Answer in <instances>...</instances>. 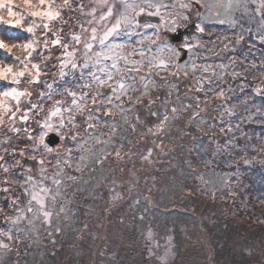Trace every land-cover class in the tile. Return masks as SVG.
Returning <instances> with one entry per match:
<instances>
[{
  "label": "snow or ice",
  "instance_id": "6c2138e0",
  "mask_svg": "<svg viewBox=\"0 0 264 264\" xmlns=\"http://www.w3.org/2000/svg\"><path fill=\"white\" fill-rule=\"evenodd\" d=\"M244 16L254 28L244 27ZM142 17H154L156 22ZM216 25H227L234 34H221ZM205 35L215 39L205 43ZM246 39L249 52L257 43L264 44V0H255L254 6L250 0H94V4L90 0L87 5L84 0H0V217L8 226L0 228V264H19L20 245L38 247L45 236L62 233L60 226L52 230L54 216L63 215L61 223H71L65 177L72 182L80 177L70 171L103 173L111 160L131 163L126 179L114 178L116 169L110 167L96 187L109 182L112 204L136 191V160L153 164L154 152L163 154V137L174 121L187 113L186 127H191L213 101L226 103L233 91L231 86L213 87L212 77L223 76L211 64L198 63V50L218 55V45L227 51L233 41L239 45ZM184 55L187 60L181 59ZM235 66V59L217 65L225 74L232 67L233 79H247V66L244 71ZM251 67H257L255 62ZM259 68L264 74V59ZM69 75L71 86H55ZM181 77L192 85L187 92L193 93L195 107L172 100L174 94L176 102L181 100L177 83ZM244 87L240 85L241 90ZM253 92L264 96V84ZM254 108L246 119L264 128V106ZM137 110H146L158 123L147 127ZM225 111L235 115L232 107ZM138 125L145 127L135 142L120 135L129 129L135 133ZM220 131L234 129L228 124ZM149 138H154L151 146L138 152L137 146L141 141L147 145ZM260 142L264 144V137ZM254 150L264 156V147ZM241 152L246 155L247 149ZM241 159L251 162L245 156ZM199 178L207 193L209 181L203 175ZM146 191L148 195L130 198L129 207L153 203L152 189ZM210 194L215 199L216 190ZM136 220L144 222L145 215L134 216ZM87 228L84 224L82 231ZM143 233L151 260L170 264L172 237L167 236L161 248L150 223L144 224ZM50 242L54 245L56 240ZM248 252L252 254L251 249ZM114 257L115 253L109 264H117Z\"/></svg>",
  "mask_w": 264,
  "mask_h": 264
},
{
  "label": "trees",
  "instance_id": "16d2710c",
  "mask_svg": "<svg viewBox=\"0 0 264 264\" xmlns=\"http://www.w3.org/2000/svg\"><path fill=\"white\" fill-rule=\"evenodd\" d=\"M144 18L151 20L153 23L156 22L154 17ZM141 19L143 20V17ZM120 39H124V37ZM203 40L208 43L205 37H203ZM201 50L203 49L198 51ZM205 56L208 58L199 55L197 61L204 59L201 62L209 64L215 57L211 52H208ZM187 59L188 57L185 60ZM212 66L216 72H224L222 69H217L216 65ZM67 77L69 86H71V75ZM182 79L184 78L181 77L177 82L180 96L184 94L185 89H182ZM212 79L214 80L213 87H215L219 79L216 77H212ZM261 84H264V81L256 77L255 80L248 81L243 90L250 92L255 86ZM175 96L176 94L173 95L172 100H175ZM241 96L242 93H230L231 99L229 102L231 106L238 108V112L233 116L236 121L245 117L246 113L253 109L252 103L244 102L240 112L238 103H242ZM190 98H192L191 95ZM244 98H248L246 94ZM201 99H204L202 95ZM212 104L214 105V103ZM258 106H264V96ZM154 110H156L155 107ZM137 114L141 116L140 119L144 122L147 116L152 118L146 110H137ZM185 116H187V113H183L180 118V123L184 122V125L186 123ZM201 117L202 119L192 124L191 127L185 128L187 134H183L186 141L183 145H189L185 146L189 147L188 151L191 153L189 157L185 154V156L174 160V163L165 164L164 166H162L163 162L159 158V165L170 173L164 175L167 182L164 189L160 191L161 199L157 202L156 208L143 207L144 222L138 220L133 222V217L142 213L139 212L142 206L126 209L127 205L123 211H120L119 206L117 207L118 211L116 209L117 213L115 211L116 218L114 217L113 221L106 227L98 223L102 219L96 221L98 233L95 236L98 235V239L93 237V233L89 232L88 229L82 231L85 220L80 217L83 211L77 210V203L81 201L85 189L91 187V173H88V175L85 172L77 174L72 170L70 171L72 172L71 175H79L80 178L75 182L67 180L68 185L74 186V191L71 192L72 195L68 193L71 200L68 207L71 208L73 214L71 223L67 225L61 223L63 215L60 217L54 216L52 230L54 231L55 227L60 226L63 229L62 233H54L53 237L45 236L38 247L33 245L32 248L25 249L24 245H20L19 264H25V262L27 264H33V262L35 264H109V261L113 258V253H115L114 258L117 264H150V261L151 264H155L154 260H151L148 255L143 233L144 224L149 223L157 233V240L161 248L168 232L184 230L183 239L187 240V243L184 240L178 242L175 254L177 257L174 264H264V256L261 255V250L264 249V213L261 214L259 210L257 213L253 203V200L264 203V184L258 192L243 190L244 192L239 191V196L221 193L222 195H217L215 199L212 198L211 194L202 190L204 187L202 182L196 180L200 173L205 180L209 181L210 186L219 188L226 181L227 174L222 171V168L225 169L227 166L223 167V157H226V155L223 153L225 151L220 149L226 138L225 134L220 131L224 123H216L213 119L215 118L214 115L207 118L204 113H201ZM204 119H206L205 122H203ZM145 125L151 127L149 123ZM145 125H138L136 132L131 133V138L136 139L137 132H142ZM209 125L215 126L210 127ZM238 125L247 134V138L245 137L246 145L242 148H245L248 144L251 149L260 148L261 145L264 147V144L260 142L261 137H264V131H262L264 128L250 127L248 123ZM232 126L234 129L235 125ZM254 132L257 133L253 135ZM120 135L126 137L123 136L122 132ZM233 141L237 142L236 139ZM217 147L221 150L219 157L213 154L217 152ZM76 151L74 149L73 159H76ZM230 151L232 152H226V154L233 158L238 154L234 147H231ZM250 153V149H247L246 154L249 155ZM211 155L215 157L211 158L210 164L207 165ZM262 166L264 167L262 160H258L257 163L255 162L252 165L254 169L247 174L245 178L246 185L263 183ZM121 168L123 167H119L118 173H122ZM106 169L108 168L104 166L105 171L103 173L105 176L108 172ZM188 171H195V175ZM144 182L148 185V180ZM247 192L257 196L253 197L251 194L248 195ZM83 207L86 210L83 213L95 215L92 212L95 211L94 207L86 205H83ZM144 208H147L148 211L145 212ZM57 211H59V208H57ZM99 214L101 215V213L97 215ZM121 218H124L123 223H121ZM7 227L2 217H0V228ZM102 229L109 240L100 242L99 237ZM53 238L56 240L54 245L50 242ZM249 249L252 250L251 255H249ZM101 253H104V255L101 256Z\"/></svg>",
  "mask_w": 264,
  "mask_h": 264
},
{
  "label": "rangeland",
  "instance_id": "374dc122",
  "mask_svg": "<svg viewBox=\"0 0 264 264\" xmlns=\"http://www.w3.org/2000/svg\"><path fill=\"white\" fill-rule=\"evenodd\" d=\"M84 3L90 4V0H84ZM91 3L94 4V0H91ZM255 0H250V6H254ZM241 14L237 13V16L239 17ZM143 19H146L143 17ZM250 18L247 16H244V18L241 20V22L244 24V27H253L254 28V24H251L249 22ZM216 29L221 33V34H226V35H233L234 32H231L228 30V26L227 25H216L215 26ZM238 30V29H237ZM206 40L210 39H215V37H208L207 35L204 36ZM211 45V44H209ZM211 47V46H210ZM223 46L222 45H218L215 48V51L218 53V55H215V57H213V59L209 62V64L211 65H220V64H229L230 61H232L233 59H235L236 61V66H235V70L236 71H244L245 66H247L248 70L246 72H244V76L247 77V79H245L244 77H237L235 79L232 78L231 76V72L233 71L232 67H229L226 70V74L225 72L223 73H219L223 76V79H219L218 82L216 83L217 85H222L223 87H225V89L228 86H231L233 91L228 93V97L229 99L227 100L226 103H218L216 101H214V105L211 104L210 106H208V108L206 109L204 113V116L207 118H210L209 116L213 115L215 116V122L218 124H221L220 122V117L223 116V122L224 125L223 127H225L228 124L231 125H235L234 126V131L231 133H224L226 138L225 141H223L222 145H221V150L225 151L223 152L226 157H223V167L227 168H222V171L225 172V174H227V178L224 184H222L219 188H215L212 187L208 184V192L207 193H211V191L216 190V196L217 195H222L221 193H235V196H239L240 192H244L243 190H250L252 192H258L259 190L262 189L263 184H264V180L263 183L260 184H256V185H246L247 181L245 180L247 174L249 172H251L254 168L252 167V165L256 162H258V160H262L264 161V156L259 155L254 149L255 148H250L249 144L245 147L246 149H250V154L249 155H245L244 152H241V148L243 146L246 145V139H245V131L242 130V128L239 126L238 128L236 127V125L240 124V125H245V124H249L250 127H262L260 123L256 122L255 120L253 121H249L246 119V117H248V115L252 112L255 111L254 105L256 107H260L258 106L260 104L261 98L263 96L255 94L253 92V90H251L250 92H246L245 90H241L240 85H245L247 84L248 81H251L253 79V76L257 77V78H261L264 81V74H262L259 65L261 63V60L264 59V44H256V47L249 52L248 51V42L247 39L242 42L239 45H236L235 42H232L231 47L229 48V50L227 51H223L222 50ZM200 55H204V58H208L205 55L208 52H205L204 50L199 51ZM212 54V52H211ZM245 55H247V59H245ZM201 60H198V62L200 61V63H202ZM251 62H255V64L257 65L256 68H252L251 67ZM217 69H220L219 67ZM51 76V74H50ZM71 78V77H70ZM72 79V78H71ZM67 81V83H66ZM182 89H184V94H182L181 100L179 102H176L175 100H173L174 103H182V104H193V107H195V103L192 100V98H190V95L192 96L193 93L191 92H187V90L192 87V85L187 81L182 79ZM56 87H60V86H69V81H68V77H65L64 81H57V84L55 85ZM187 92V95H185V93ZM242 93L241 99H242V103H238L240 105V112H241V106L244 105V100H247V103H252L253 104V109L249 112H247L245 115V117L240 118L239 120H234V115H229V113H227L225 111L226 108L228 107H232L234 113L236 114V112H238V108L231 106L229 100L231 99L230 97V93L232 94H236ZM248 97V98H244V96ZM59 98V97H57ZM203 107V105H202ZM162 112V109L160 110ZM140 116V115H139ZM141 117V116H140ZM156 117H146L145 120V124L149 123L151 126L154 123H158V119ZM206 119L203 120V122H205ZM215 123V124H216ZM144 128V127H143ZM186 123L184 125V122L180 123V119L177 121H174L170 128L168 133L163 137V154H160L159 150H157L156 152H154L153 155V160L154 163L151 165L148 164H144L141 161H139L138 159L136 160V168L139 170L138 171V176L137 179L139 181V187L136 191H133L132 193H125V199L124 201H120L117 202L116 204H112L109 196V187L110 184L109 182H102V186L100 187H96V183L101 181V177L102 175H104V173L100 174V171L98 170L97 172L93 173L90 171H85V174L88 175V173L90 174V180H91V187H88L85 189V191L83 192L82 196H81V201H79V203H77V210L79 211H86L83 207V205L86 206H92L95 208V211H92L95 213V215H92V213L90 214H85L82 212V215L80 216L81 218L83 217L85 220V224L88 225V231L93 233V237H97L98 239V235H96V233H98L97 231V226H96V221L102 219L101 221H98V223L101 226L106 227L111 221H113L114 217L116 218V214L115 211L117 209V207L120 206L121 210L123 211V209L125 208V206L128 205L127 201L132 198V197H136L137 195L139 196H144V195H148L149 193L146 191V189L151 188L152 189V198H153V203L151 204H145L143 201L141 202L142 207H140L139 212L143 213V207H152L156 208L157 206V202L159 201L160 198V191L162 189H164V185L167 182L166 178L164 177V175L166 173H170L168 171L165 170V168H162L161 165H159V158H161V161L163 162L164 166L165 164H172L174 163V160L181 158V156H185V154L187 155V157H189L191 155L190 151H188L189 147H185V146H189V145H183L184 144V137L183 134H187L186 131ZM144 131V129H143ZM264 131V129L262 130ZM131 133H133L131 130H127L126 132H122L123 136L126 137H130L131 140H133L135 142V139L131 138ZM139 132H137L136 137L138 135ZM257 132L252 133L253 135H255ZM154 139V138H149V142L147 143V145H145L144 141H141V144L137 146L136 150L139 152L140 150H142V148L144 146H151L150 140ZM236 139L237 142L233 141V144H228L229 140H234ZM186 142V141H185ZM157 143H159V141H157ZM182 144V145H181ZM231 147H234L236 152L238 153L234 158L229 156L228 154H226V152H232L230 151ZM262 147V145L260 146ZM219 147H217V152H214L213 154H215L216 156L219 157L220 155V151L218 149ZM259 148V147H258ZM240 152V153H239ZM242 156H245L246 159L250 160V163H244L243 160L241 159ZM215 156H209V159L207 161V165L210 164V159L213 158ZM228 159V160H227ZM123 167L124 171L122 173H118V169L119 167ZM186 166V165H185ZM106 168H114L116 169L115 173H114V178L118 179V180H123L126 179L128 176V169L131 167V163L128 164L127 166H125L124 164H118L115 160H111L109 164L105 165ZM193 168V167H192ZM108 169H106L108 171ZM197 169V168H196ZM198 170V169H197ZM200 170V169H199ZM105 171V170H104ZM191 174L195 175V171H188ZM261 172L264 173V167H261ZM70 174H72V172H69ZM106 174H108V172H106ZM174 175V174H171ZM202 174L200 173L198 178H196L197 181L201 182L200 180V176ZM241 178V179H240ZM66 180V186H67V192L69 193V195H72L71 192L74 191V186L72 185H68L67 183V179ZM148 180V185L147 183H145L144 181ZM240 182V183H239ZM242 182V184H241ZM227 185V186H226ZM203 189V188H202ZM117 191H122V189L117 186L116 188ZM240 191V192H239ZM205 192V191H204ZM248 195H253V197H256V194L253 193H249L247 192ZM253 203L255 205V211L258 213V210L262 213H264V203H261V201L259 200H253ZM169 206V205H168ZM137 208V207H134ZM126 209H132L129 207V205L127 206ZM145 209V208H144ZM118 211V209H117ZM116 211V213H117ZM148 211V209H147ZM156 212V211H154ZM98 213H101V215H97ZM141 213V214H142ZM184 230H179L177 232L171 231L170 233L168 232L167 236H171L172 237V246H173V255L170 257V264H174L176 262V251H177V247H178V242H180L181 240H184L185 243H187V240L183 239V232ZM167 236L165 237L164 241H163V247L166 245L167 243ZM102 240H109L107 238L106 233H104V230L102 229V232L100 233V237H99V241L101 242ZM190 242V239H189ZM188 242V244H189ZM162 247V248H163Z\"/></svg>",
  "mask_w": 264,
  "mask_h": 264
},
{
  "label": "water",
  "instance_id": "95a60500",
  "mask_svg": "<svg viewBox=\"0 0 264 264\" xmlns=\"http://www.w3.org/2000/svg\"><path fill=\"white\" fill-rule=\"evenodd\" d=\"M185 57H186V55L182 56L181 59L183 60ZM51 139H52L53 142H56L58 137H57V135L55 133H52L51 134Z\"/></svg>",
  "mask_w": 264,
  "mask_h": 264
}]
</instances>
